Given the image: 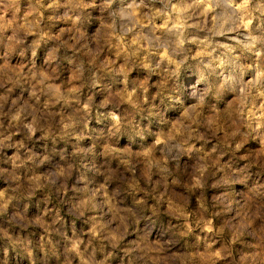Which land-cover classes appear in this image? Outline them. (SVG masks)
I'll return each instance as SVG.
<instances>
[{
    "label": "clouds",
    "instance_id": "clouds-1",
    "mask_svg": "<svg viewBox=\"0 0 264 264\" xmlns=\"http://www.w3.org/2000/svg\"><path fill=\"white\" fill-rule=\"evenodd\" d=\"M0 264H264V0H0Z\"/></svg>",
    "mask_w": 264,
    "mask_h": 264
}]
</instances>
